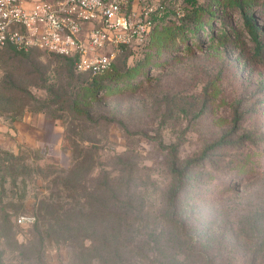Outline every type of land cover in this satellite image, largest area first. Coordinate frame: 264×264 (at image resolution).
<instances>
[{"label": "rangeland", "instance_id": "374dc122", "mask_svg": "<svg viewBox=\"0 0 264 264\" xmlns=\"http://www.w3.org/2000/svg\"><path fill=\"white\" fill-rule=\"evenodd\" d=\"M252 1L264 27V6ZM143 6L152 7L145 38L117 47L99 77L42 48L0 49V207L13 206L0 208V264L80 263L53 236L40 244L34 228L36 200L71 175L61 166L72 146L86 184L122 166L132 173L145 201L136 231L147 232L163 216L174 155L182 163L221 135L228 143L194 171L209 176L185 198L178 230L193 240L203 225L192 247L205 264H264V65L241 13L232 0H129L126 12L144 18ZM196 6L204 32L183 25ZM13 118L18 127L3 128Z\"/></svg>", "mask_w": 264, "mask_h": 264}, {"label": "trees", "instance_id": "16d2710c", "mask_svg": "<svg viewBox=\"0 0 264 264\" xmlns=\"http://www.w3.org/2000/svg\"><path fill=\"white\" fill-rule=\"evenodd\" d=\"M232 1L238 7L243 24L253 42V61L264 65V27L257 22L252 9L253 1ZM258 4L264 6V0H258ZM198 9L199 6H196L192 12L186 13L183 25L193 32L200 29L204 32L203 26L208 20L199 19ZM213 12L214 10L209 14L212 16ZM210 36H213V33ZM4 48L17 53H27L36 47L24 50L8 44L0 49ZM52 53L72 65L74 70H79L74 56ZM110 68L111 66L103 72L93 74L80 71L92 74L91 77H99L106 74ZM227 143L228 139L221 135L206 144L196 157L187 158L182 163H178L174 155L170 165L172 182L166 193L163 216L156 219V228L147 232L136 231L137 227L146 221L144 213H139L143 211L145 201L139 190L130 189L132 173L122 166L118 168V176L112 177L110 173L104 172L101 177L98 174L86 184L81 179L80 171H76L81 159L79 160V151L77 153L72 146L70 164L61 166L71 175L63 178L61 185L51 188L49 193L35 202L34 228L39 234L40 244H43L46 236H53L55 242L68 245L69 252L75 255L79 264H193L191 260L205 264L206 251H195L192 247V243L197 241V233L202 232L203 225L196 223L192 226L194 232H197L194 233L193 240L186 232L178 230V225H181L180 220L186 210L185 198L200 179L209 176L208 172L196 174L194 171L203 167L207 161L214 160L212 157L215 149ZM239 176L243 177V173ZM134 200H138L135 203L137 206ZM1 206L6 208L12 205L7 203ZM2 207L0 208L3 210ZM4 214V219H7L9 214ZM165 230L169 235L163 239L166 245L162 246L160 241ZM197 239L201 240L202 236ZM174 243H184L185 247L179 245L177 251ZM181 257L187 261L182 262Z\"/></svg>", "mask_w": 264, "mask_h": 264}, {"label": "built area", "instance_id": "2783aa9c", "mask_svg": "<svg viewBox=\"0 0 264 264\" xmlns=\"http://www.w3.org/2000/svg\"><path fill=\"white\" fill-rule=\"evenodd\" d=\"M129 0H0V48L14 45L74 56L78 69L106 70L117 47L145 38L151 6L144 18L126 12ZM114 49L105 52L108 45ZM24 221L19 216L18 221Z\"/></svg>", "mask_w": 264, "mask_h": 264}, {"label": "crops", "instance_id": "0c3cea01", "mask_svg": "<svg viewBox=\"0 0 264 264\" xmlns=\"http://www.w3.org/2000/svg\"><path fill=\"white\" fill-rule=\"evenodd\" d=\"M19 121H20V119L16 118V119L12 120L9 125L3 123L4 124L3 125L4 126L3 128H8L10 130H15V128H17L18 125H19ZM7 148H10V147H7Z\"/></svg>", "mask_w": 264, "mask_h": 264}]
</instances>
